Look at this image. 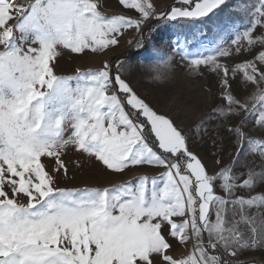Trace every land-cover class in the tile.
I'll return each mask as SVG.
<instances>
[{"label": "snow or ice", "instance_id": "snow-or-ice-1", "mask_svg": "<svg viewBox=\"0 0 264 264\" xmlns=\"http://www.w3.org/2000/svg\"><path fill=\"white\" fill-rule=\"evenodd\" d=\"M119 3L134 14L109 17L100 0H0V264H255L241 257L264 249V167L234 169L241 155L264 165V134L253 135L264 129V0H174L167 11L153 0ZM152 18L192 26L173 52L217 77L218 103L192 131L214 146L222 133L233 141L234 159H217L218 171L130 86L126 61L55 71L63 49L102 54L127 30L142 37ZM210 28L232 38L209 46ZM152 55L160 80L172 57ZM69 152L114 174L161 171L135 184L67 186Z\"/></svg>", "mask_w": 264, "mask_h": 264}, {"label": "rangeland", "instance_id": "rangeland-1", "mask_svg": "<svg viewBox=\"0 0 264 264\" xmlns=\"http://www.w3.org/2000/svg\"><path fill=\"white\" fill-rule=\"evenodd\" d=\"M22 2V0H21ZM157 9L167 11L174 0H153ZM234 0H230L233 3ZM100 11L107 16L115 14H134L131 10L124 9L119 0H100ZM239 28L244 25L237 20ZM192 26L185 25L182 22L176 23L167 20L150 19L145 25L143 35L135 31L127 30L120 38L119 46H112L104 50L102 54H93L88 51L86 54L71 53L68 49H63L58 60L55 61L57 74L74 75L76 70L85 74L89 70L99 69L104 61L116 64L118 61H126L121 69L124 78L130 83V86L146 101L150 102L155 110L162 114H167L181 124L189 135L193 136L191 150L202 156L208 163L209 171H218L217 159L228 165L236 153L233 141L227 137V133H222L223 138L211 137L200 139L198 134L193 133L197 122L209 112L210 108L218 103L220 89L217 86V77L205 71L202 75L192 72L185 60L180 55L173 52L174 42L177 38L181 41L186 39L185 33L190 32ZM232 38L230 32L218 38L213 29H209L206 36H202V41L211 42L209 46H214L223 39L227 42ZM191 40V37H188ZM196 47L195 44L192 45ZM153 50H158L166 56H171V66L161 71L162 79L156 77V59L153 57ZM236 59H239L237 57ZM226 63H232L231 60H225ZM235 94L238 96H247V92L242 91L237 85H233ZM264 134V129L254 130L253 135ZM214 135V134H213ZM222 150V151H221ZM217 152H221L219 156ZM69 163V176L65 183L67 186L81 187H107L124 181L131 180L134 184L138 183V176H158L161 169L156 167H136L126 170L123 174H114L110 170L105 171L94 160H88L86 155L69 152L65 157ZM49 166L52 161H46ZM82 164L77 167L76 164ZM245 164L259 171L264 165L258 157L241 155L240 163L236 165L234 171L237 173L245 171ZM63 186V185H62ZM264 189V185L256 190L259 192ZM177 255L183 254L186 249L177 245ZM241 260H255V264H264V249L250 251L241 257Z\"/></svg>", "mask_w": 264, "mask_h": 264}]
</instances>
